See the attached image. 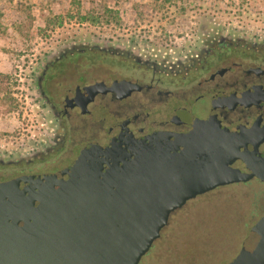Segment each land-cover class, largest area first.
Instances as JSON below:
<instances>
[{
	"label": "flooded vegetation",
	"instance_id": "obj_1",
	"mask_svg": "<svg viewBox=\"0 0 264 264\" xmlns=\"http://www.w3.org/2000/svg\"><path fill=\"white\" fill-rule=\"evenodd\" d=\"M196 34L182 47L164 49L75 35L48 51L34 74L42 127L26 144L0 150V181L56 172L121 135L188 132L201 119L251 131L264 154V35L213 24L211 17L202 19ZM235 161L234 167L250 171L244 160ZM244 186L261 200L255 223L264 215L260 177L195 198Z\"/></svg>",
	"mask_w": 264,
	"mask_h": 264
},
{
	"label": "water",
	"instance_id": "obj_2",
	"mask_svg": "<svg viewBox=\"0 0 264 264\" xmlns=\"http://www.w3.org/2000/svg\"><path fill=\"white\" fill-rule=\"evenodd\" d=\"M259 141L201 119L188 132L121 135L56 172L0 181V264H139L189 200L264 180ZM224 264H264V215Z\"/></svg>",
	"mask_w": 264,
	"mask_h": 264
},
{
	"label": "rangeland",
	"instance_id": "obj_3",
	"mask_svg": "<svg viewBox=\"0 0 264 264\" xmlns=\"http://www.w3.org/2000/svg\"><path fill=\"white\" fill-rule=\"evenodd\" d=\"M204 17L264 35V0H0V150L38 134L44 120L35 70L64 40L95 34L146 47H182L197 39ZM254 190L226 187L190 200L170 216L140 264L226 263L256 219L261 200L255 201Z\"/></svg>",
	"mask_w": 264,
	"mask_h": 264
},
{
	"label": "trees",
	"instance_id": "obj_4",
	"mask_svg": "<svg viewBox=\"0 0 264 264\" xmlns=\"http://www.w3.org/2000/svg\"><path fill=\"white\" fill-rule=\"evenodd\" d=\"M178 209H180V208H178ZM178 209H177V210H178ZM175 211H176V210H175ZM175 211H174V212H175ZM174 212H173V213H174ZM173 213H172V214H173ZM172 214H171V215H172ZM152 246H153V245H152ZM148 252H149V251H148ZM148 252H147V253H148ZM145 256H146V255H145ZM145 256H143V258H144ZM143 258H142V259H143ZM140 263H141V261H140ZM140 263H139V264H140Z\"/></svg>",
	"mask_w": 264,
	"mask_h": 264
}]
</instances>
